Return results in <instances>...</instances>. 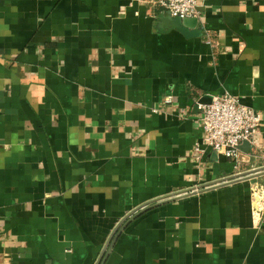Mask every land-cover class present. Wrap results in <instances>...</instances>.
Returning a JSON list of instances; mask_svg holds the SVG:
<instances>
[{"label":"crops","instance_id":"crops-1","mask_svg":"<svg viewBox=\"0 0 264 264\" xmlns=\"http://www.w3.org/2000/svg\"><path fill=\"white\" fill-rule=\"evenodd\" d=\"M199 12L183 33L148 0H0V264H97L135 209L264 168V0ZM222 94L263 119L238 164L203 142ZM257 187L155 204L105 264H264Z\"/></svg>","mask_w":264,"mask_h":264},{"label":"built area","instance_id":"built-area-1","mask_svg":"<svg viewBox=\"0 0 264 264\" xmlns=\"http://www.w3.org/2000/svg\"><path fill=\"white\" fill-rule=\"evenodd\" d=\"M206 0H148L172 18L199 20V7ZM205 133L203 142L218 156L239 163L242 146L250 143L263 122L260 113L242 104L237 97L222 94L212 98L208 105L200 106ZM197 152L200 150L197 148ZM257 203L264 200L263 188L254 193Z\"/></svg>","mask_w":264,"mask_h":264},{"label":"water","instance_id":"water-1","mask_svg":"<svg viewBox=\"0 0 264 264\" xmlns=\"http://www.w3.org/2000/svg\"><path fill=\"white\" fill-rule=\"evenodd\" d=\"M160 22L166 23L170 28H173L179 32H183L186 33L187 30H192L194 33H200L201 30L200 28H198V19L196 18H187V19H179V18H172L169 13L165 12L164 14H162L160 17ZM210 104V103H209ZM208 105V104H207ZM264 175V168L263 169H258V170H253L250 172H246L243 174H237L234 176H231L229 178H225L222 180H219L217 182H214L212 184H207V185H202L199 186L198 188H194L191 190H187L184 192H179L170 196H166L164 198H161L159 200H155L153 202L144 204L143 206L135 209L133 212H131L124 220H122V222H120V224L116 227V229L114 230L110 241L108 242L104 252L102 253V255L100 256L97 264H105L106 259L114 245V243L116 242L117 238L119 237V235L121 234V232L124 230V228L136 217H138L139 215H141L142 213L150 210L151 208L155 207L157 203L161 202V201H165V202H173L176 200H180L182 198L188 197V196H192L196 193H202L205 191H210L213 190L215 188H219V187H223L225 185L228 184H233V183H237V182H241V181H248V180H252L255 178H258L260 176ZM158 205V204H157Z\"/></svg>","mask_w":264,"mask_h":264}]
</instances>
